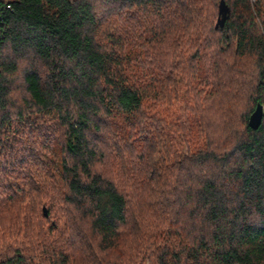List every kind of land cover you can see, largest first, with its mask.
Segmentation results:
<instances>
[{"label":"trees","instance_id":"obj_1","mask_svg":"<svg viewBox=\"0 0 264 264\" xmlns=\"http://www.w3.org/2000/svg\"><path fill=\"white\" fill-rule=\"evenodd\" d=\"M259 103L264 0H0V264H264Z\"/></svg>","mask_w":264,"mask_h":264},{"label":"water","instance_id":"obj_2","mask_svg":"<svg viewBox=\"0 0 264 264\" xmlns=\"http://www.w3.org/2000/svg\"><path fill=\"white\" fill-rule=\"evenodd\" d=\"M225 19L226 17L222 19V24H221L222 26L225 22ZM263 116H264V106L259 103L249 118L250 127L253 129H258L262 124ZM44 214L45 216H48V211L46 208H44Z\"/></svg>","mask_w":264,"mask_h":264},{"label":"built area","instance_id":"obj_3","mask_svg":"<svg viewBox=\"0 0 264 264\" xmlns=\"http://www.w3.org/2000/svg\"><path fill=\"white\" fill-rule=\"evenodd\" d=\"M8 7H10V6L8 5Z\"/></svg>","mask_w":264,"mask_h":264}]
</instances>
